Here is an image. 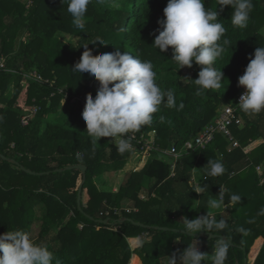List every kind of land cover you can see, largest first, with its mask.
I'll return each instance as SVG.
<instances>
[{"label":"trees","instance_id":"obj_1","mask_svg":"<svg viewBox=\"0 0 264 264\" xmlns=\"http://www.w3.org/2000/svg\"><path fill=\"white\" fill-rule=\"evenodd\" d=\"M252 2L248 25L240 29L231 24V6L220 11L218 0H206L207 8L218 7L228 43L214 65L224 73L221 88L197 96L193 80L200 67L194 62L179 69L171 48L161 52L152 45L168 0H91L83 29L73 24L61 0H0V234L29 231L37 242L48 243L59 264H166L167 255H179L198 240L200 250L208 253L205 264H211L222 237H195L175 229H183L185 216L206 213L208 199L227 185L224 200L231 219L225 230L214 233L230 243L225 264H264V111L249 115L240 110L244 126H231L236 147L222 133L206 147H187L215 122L220 109L239 103L243 87L238 78L255 49L264 45V0ZM96 37L106 45L91 44ZM83 44L94 55L119 48L150 60L157 83L175 94L176 108L162 105L150 124L133 133L153 145L140 170H131L129 163L145 153H120L107 137L92 144L86 131V95L95 97L100 84L90 73L72 70ZM34 71L40 80L30 77ZM180 102L185 107L177 110ZM29 105L37 111L23 125ZM173 146L181 153L174 175L167 160L173 156L165 153ZM208 159L222 161L225 173L208 176ZM78 164L87 166L86 174L69 169ZM195 167L200 173L196 185L191 183ZM109 175L121 178L117 188H107ZM101 178L106 184L98 183ZM233 193L242 197L240 203L230 200ZM108 209L110 215H104ZM260 237L263 243L255 252Z\"/></svg>","mask_w":264,"mask_h":264},{"label":"clouds","instance_id":"obj_2","mask_svg":"<svg viewBox=\"0 0 264 264\" xmlns=\"http://www.w3.org/2000/svg\"><path fill=\"white\" fill-rule=\"evenodd\" d=\"M67 3V11L73 18V24L83 29L85 16L91 0H61ZM206 0H168L163 9L164 18L158 21V35L153 33V46L161 52L172 51V60L179 66L191 68L193 63L200 67L198 78L194 79L197 86L195 94L202 95L207 90L219 89L224 78L223 71L217 69L215 62L222 57L228 43L224 39L227 31L219 12L227 6L233 9L231 24L244 29L248 25L253 10L252 0H218L215 10L205 6ZM106 45L102 38L96 37L91 44ZM75 63L74 72L90 73L100 87L95 97L86 95V104L82 118L86 123V131L92 144L102 137L111 138L120 153L133 150L132 133L150 124L162 105L176 108L174 92L164 90L157 83V73L150 60H142L128 51H116L94 55L89 44ZM244 74L238 78V86L245 91L237 104L245 114L255 115L264 111V45H259L254 58L249 57ZM192 80V79H191ZM185 107L179 103L177 110ZM161 116L160 121L165 122ZM77 160H83V154L75 153ZM207 175L218 177L226 171L222 161L208 159L205 166ZM199 193L198 189H193ZM218 197V198H217ZM242 197L233 193L230 200L240 203ZM224 190L207 201L206 215L182 220L183 229L187 234L207 233L212 235L226 229L228 222L213 218L208 209H219L224 204ZM264 213V209H261ZM238 231L243 232L241 227ZM197 240V239H196ZM200 242L190 244L182 253L167 255L166 264H205L207 252H202ZM230 243L221 238L213 249L211 264H225ZM0 264H59L54 252L45 241L37 242L26 230L6 231L0 234Z\"/></svg>","mask_w":264,"mask_h":264},{"label":"built area","instance_id":"obj_3","mask_svg":"<svg viewBox=\"0 0 264 264\" xmlns=\"http://www.w3.org/2000/svg\"><path fill=\"white\" fill-rule=\"evenodd\" d=\"M31 1L29 2V4ZM30 77L35 79H41V76L39 74L32 72L30 74ZM245 91L243 88L242 92L238 96V101L241 96V94ZM37 111L36 107L29 108L27 113H25L22 116V124L28 125L29 122L34 117L35 113ZM33 113V114H32ZM240 109L238 105H227L224 108L220 109L219 116L216 118L215 122L207 125L194 139L193 141L188 142L187 147L188 148H194V147H206L208 146L215 138L217 133H222L226 135L230 141H233V146L236 147L239 145L238 141L235 139L232 131L231 126L236 124L240 127L244 126V119L242 117V114H240ZM133 137V145L135 150L141 151L145 154L149 153V149L153 147V145L149 141H144L142 138L136 137L135 134H131ZM166 154H170L173 157H179L181 153H177L176 147H171V149H168L165 151ZM258 170L261 171V167L258 166ZM128 211H130L129 208ZM111 210H107L104 212V215H110ZM205 215V214H202ZM201 215V216H202ZM214 218V217H213Z\"/></svg>","mask_w":264,"mask_h":264},{"label":"crops","instance_id":"obj_4","mask_svg":"<svg viewBox=\"0 0 264 264\" xmlns=\"http://www.w3.org/2000/svg\"><path fill=\"white\" fill-rule=\"evenodd\" d=\"M148 154H145L144 156H142V157H140V156H137V157H135V159H132L131 160V162L129 163V168H131V170L133 169V170H140V169H142L143 168V166L145 165V163H146V161H147V158H148ZM138 158H142V161L140 162H137L138 161ZM178 158L179 157H171V158H168L167 160H168V162H171V164H172V170H173V174L172 175H174L175 173H174V171H175V168H176V163H177V160H178ZM135 162V163H134ZM129 170V169H128ZM234 173V172H233ZM200 173L198 172V169H196V167L193 169V171L191 172V183H193V184H197L198 183V175H199ZM232 175H234V174H232ZM106 181H107V188L108 189H115V188H117V186H119V184H120V182H121V178H119V180H118V183L115 185V186H113L112 185V182H111V180H110V177H108L107 179H106ZM104 182V181H103ZM104 184H106V182H104ZM261 184H263L262 182H261ZM223 190H224V196H225V193H226V191H228V187H227V185H224L223 186ZM141 198H146V195H144L143 193L141 194ZM225 201V200H224ZM199 203H200V198L196 201V203H195V205H194V209L199 205ZM129 206H127V208H128ZM209 211H211L212 212V215H213V217L215 218V219H220L221 217L223 218V219H225L228 223H229V221H230V219H231V217H230V212H229V210H228V204L226 203V202H224V204L221 206V208H219V209H209ZM207 213V212H206ZM206 213L205 212H201L200 214H199V216H201L202 214H205L206 215ZM215 235V234H214ZM217 235H219V234H217ZM220 236H222V235H220ZM213 238H215V237H213ZM222 238H223V236H222ZM261 243H263V238L262 237H260V238H258L256 241H255V244H254V248H253V250H255V252H256V246H258V245H260ZM255 255H253V257H254Z\"/></svg>","mask_w":264,"mask_h":264},{"label":"water","instance_id":"obj_5","mask_svg":"<svg viewBox=\"0 0 264 264\" xmlns=\"http://www.w3.org/2000/svg\"><path fill=\"white\" fill-rule=\"evenodd\" d=\"M69 169H80L84 172V174H86L87 172V166L84 165V164H78V165H74V166H71ZM30 173L32 174H44V173H37V172H34L32 170H28ZM83 188H84V182L80 185L79 187V194H78V205H79V208L82 210V196H83ZM105 223H107V220L103 221ZM162 229H165V230H169L171 228H168V227H162ZM179 232H183V233H186L184 230H179V229H175ZM189 235H192V236H195V237H201L202 235L201 234H189ZM213 237H222L220 235H211L210 238H213Z\"/></svg>","mask_w":264,"mask_h":264},{"label":"rangeland","instance_id":"obj_6","mask_svg":"<svg viewBox=\"0 0 264 264\" xmlns=\"http://www.w3.org/2000/svg\"><path fill=\"white\" fill-rule=\"evenodd\" d=\"M112 2L114 3V0H112ZM66 35V34H65ZM66 37H67V39L69 40V41H71V42H77V38H75V37H72V35H66ZM190 70V69H189ZM34 73H37L36 71H34ZM38 74V73H37ZM65 101V100H64ZM64 101H63V104H64ZM32 107H36V106H31V105H29V106H26L25 107V113H27V111H28V109L29 108H32ZM37 108V107H36ZM33 114V113H32ZM140 157H142V156H140ZM141 162L142 161V158H138V161L137 162ZM135 163V162H134ZM109 177H110V180H111V182H112V185L113 186H115L117 183H118V180H119V178H116V177H114L113 175H109ZM101 182H103V179L101 178L100 179V181L98 180V183L99 184H101Z\"/></svg>","mask_w":264,"mask_h":264}]
</instances>
